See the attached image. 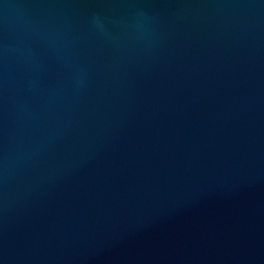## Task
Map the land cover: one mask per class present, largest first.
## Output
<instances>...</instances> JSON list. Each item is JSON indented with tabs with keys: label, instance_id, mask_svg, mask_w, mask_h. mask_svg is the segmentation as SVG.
<instances>
[{
	"label": "water",
	"instance_id": "95a60500",
	"mask_svg": "<svg viewBox=\"0 0 264 264\" xmlns=\"http://www.w3.org/2000/svg\"><path fill=\"white\" fill-rule=\"evenodd\" d=\"M0 264H264V0H0Z\"/></svg>",
	"mask_w": 264,
	"mask_h": 264
}]
</instances>
